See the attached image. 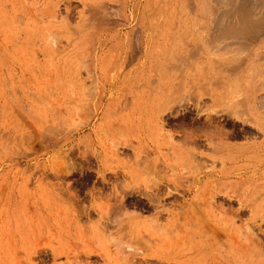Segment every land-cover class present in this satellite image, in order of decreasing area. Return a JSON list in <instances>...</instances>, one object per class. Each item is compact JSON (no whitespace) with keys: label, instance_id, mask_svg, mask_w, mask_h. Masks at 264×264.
I'll return each mask as SVG.
<instances>
[{"label":"rangeland","instance_id":"rangeland-1","mask_svg":"<svg viewBox=\"0 0 264 264\" xmlns=\"http://www.w3.org/2000/svg\"><path fill=\"white\" fill-rule=\"evenodd\" d=\"M0 264H264V0H0Z\"/></svg>","mask_w":264,"mask_h":264},{"label":"bare ground","instance_id":"bare-ground-1","mask_svg":"<svg viewBox=\"0 0 264 264\" xmlns=\"http://www.w3.org/2000/svg\"><path fill=\"white\" fill-rule=\"evenodd\" d=\"M148 7H149V6H148ZM154 11H155V10H154ZM66 12H68V10H67ZM151 12H152V11H151ZM68 14H69V13H68ZM151 14L153 15V12H152ZM100 16H101V15H100ZM106 17H107V16H106V14H105L103 18L105 19ZM63 18H64V17H63ZM152 18H153V16H152ZM134 19H135V18H134ZM101 20H102V19H101ZM152 20H154V19H152ZM153 23H154V22H153ZM108 24H109V23H108ZM110 25H111V24H110ZM153 25H155V23H154ZM143 30H144V28H143ZM149 30H150V27H149ZM153 30H154V29H153ZM138 32H139V31H138ZM151 36H152V35H151ZM139 46H140V47L144 46V43H143V41L141 40V38H140ZM137 48H138V47H137ZM144 48H146V45L144 46ZM147 48H148V47H147ZM145 51H146V50H145ZM143 55H144V53H143ZM136 59H137V58H136ZM118 71H119V70H118ZM252 100H253V99H252ZM232 102H233V101H232ZM262 105H263V104H262ZM259 107H261V106L259 105ZM262 111H263V110H262ZM262 111H261V112H262ZM209 116H210V115H209ZM209 116H208V118L211 117V116H210V117H209ZM213 119H214V117H213ZM209 120H212V119H209ZM215 120H216V119H215ZM207 121H208V120H207ZM212 121H213V120H212ZM233 121H234V120H233ZM180 122H181V121H180ZM208 122H209V121H208ZM209 124H211V123L209 122ZM209 124H207V126H208ZM212 124H214V122H213ZM181 125H182V124H181ZM210 126H211V125H210ZM212 126H213V125H212ZM214 126H216V125H214ZM214 126H213V127H214ZM217 127L220 128V126H217ZM208 128H209V127H208ZM208 128H207V129H208ZM210 128H211V127H210ZM210 128H209V129H210ZM214 128H215V127H214ZM219 128H217V129H219ZM205 129H206V128H205ZM211 129H212V128H211ZM203 130H204V129H203ZM213 130H214V129H213ZM250 130H251V129H250ZM199 131H202V129H199ZM221 131H222V130H221ZM248 131H249V130H248ZM195 132H197V131H195ZM207 132H208V131H207ZM211 132H212V131H211ZM214 132H216V131H214ZM214 132H212V133H214ZM222 132H224V131H222ZM191 133H192V132H191ZM193 133H194V132H193ZM203 133L205 134V130L203 131ZM212 133H211V135H210V132H209V133H206V134H209V135H206L205 137L208 138V139H212V138L214 137V136H212V135H213ZM195 134L198 135L197 133H195ZM195 134H192V135L195 136ZM199 134H200V132H199ZM201 134H202V133H201ZM224 134H227V132L224 133ZM232 134H233V133H232ZM248 134H249V133H248ZM251 134H252V133H251ZM217 135L219 136L218 133H217ZM217 135H216L214 138H216ZM185 136H186V135H185ZM187 136H189V133H188ZM187 136H186V137H187ZM201 136H202V135H200V138H201ZM225 136H226V138H227V135H225ZM225 136H224V137H225ZM196 137H197V136H196ZM224 137L222 136V138H224ZM187 138H188V137H187ZM187 138H185V139L188 140ZM192 138H193V137H192ZM214 138H213V139H214ZM217 138H218V137H217ZM228 138H229V137H228ZM196 139L198 140V138H196ZM192 140H193V139H192ZM197 140H194V142H193L194 145H196V144L199 143V142H198L199 140H198V141H197ZM201 140L203 141V139H201ZM183 141H185V140H183ZM188 141H191V140L189 139ZM202 141H200V142H202ZM186 142H187V141H186ZM186 142H185V144H186ZM189 143H190V142H189ZM187 144H188V143H187ZM190 144H191V143H190ZM201 144H202V143H201ZM191 145H192V144H191ZM199 145H200V143H199ZM199 145H198V146H199ZM213 145H214V143H213ZM201 146H202V145H201ZM222 146H225V145H222ZM222 146H221V147H222ZM195 147H197V145H196ZM199 147H200V146H199ZM216 147H217V146H216V144H215V148H214L215 150H216ZM250 147H251V146H250ZM197 148H198V147H197ZM223 148H224V147H223ZM223 148H222V149H223ZM227 149H228V148H227ZM188 150H190V149H188ZM212 150H213V149H212ZM193 151H194V150H193ZM187 154H190V155L192 154V156L194 157V152H191V153H190V151H189V153L187 152ZM196 154H197V153H196ZM196 154H195V155H196ZM200 157H201V156H200ZM230 162H231V161H230ZM255 174H256V173H255ZM208 175H209V174H208ZM244 175H245V174H244ZM215 178H216V177H215ZM228 178H229V177H228ZM191 192H192V191H191ZM240 194H241V193H240ZM235 195H236V194H235ZM236 196H237V195H236ZM176 197H177V196H176ZM177 198H178V197H177ZM174 199H175V198H174ZM239 199H240V198H238V200H239ZM231 200H232V199H231ZM110 207H113V206H110ZM110 207H109V208H110ZM118 207H119V206H118ZM121 207H122V206H121ZM119 209H120V208H119ZM123 209H124V208H121V209H120V212H121V210H123ZM107 210H108V209H107ZM106 216H107V215H106ZM50 218H52V217H50ZM107 218H108V217H107ZM109 219H110V218H109ZM115 220H116V219H115ZM119 220H121V219H119ZM119 220H118V221H119ZM54 221H55V220H54ZM69 221H70V220H69ZM118 221H117V222H118ZM59 222H60V221H59ZM115 222H116V221H115ZM44 223H45V222H44ZM61 223H62V222H61ZM65 223H67V222H65ZM46 224H47V223H46ZM54 224H55V222H54ZM67 224H68V223H67ZM70 224H71V223H70ZM106 224H107V223H106ZM68 225H69V224H68ZM68 225H67V227H68ZM53 226H54V225H53ZM122 226H123V225H122ZM46 227H48V226H46ZM59 227H60V225H59ZM69 227H70V226H69ZM70 228H72V227H70ZM47 229H48V228H47ZM122 229H123V227H122ZM54 231H55V230H54ZM59 231H60V230H59ZM119 231H120V230H119ZM62 232H63V231H62ZM66 232H67V231H66ZM69 234H70V233H69ZM62 235H63V234H62ZM67 235H68V233H67ZM67 235H65V236H67ZM78 236H80V235L78 234ZM75 237H76V236H75ZM131 237H132V236H131ZM67 238H70V237H67ZM114 240H115V239H114ZM117 240H118V239H117V237H116V241H117ZM119 240H120V239H119ZM133 240H134V239H133ZM133 240H132V241H133ZM66 241H69V240H66ZM71 241H74V240H71ZM116 241H115V243H116ZM132 241H131V242H132ZM113 242H114V241H113ZM117 242H118V241H117ZM134 242H135V240H134ZM134 242H133V243H134ZM61 243H62V242H60V244H61ZM72 243H73V242H72ZM70 244H71V243H70ZM119 244H121V240H120V243H119ZM72 245H73V244H71V246H72ZM74 245H76V244H74ZM74 245H73V247H74ZM116 245H118V244L116 243ZM128 246H129V249L132 248L130 245H128ZM63 247H65L64 244H63ZM67 248H68V247H67ZM120 248L123 249L124 247H121V245H120ZM126 248H127V247H126ZM134 248H135V247H134ZM71 249L73 250V248H71ZM76 249H77V248H76ZM124 249H125V248H124ZM127 249H128V248H127ZM51 250H52V249H51ZM53 250H54V249H53ZM134 250H136V249H134ZM211 250H212V249H211ZM125 251H126V249H125ZM60 252L62 253V251H60ZM30 253H31V252H30ZM69 253H70V252H69ZM71 255H72V254H71ZM71 255H70V256H71ZM74 255H76V253H75V254L73 253V256H74ZM77 255H78V254H77ZM68 256H69V255H68ZM74 257H75V256H74ZM72 258H73V257H72ZM76 258H77V257H76ZM66 259H67V258H66ZM68 259H69V258H68ZM30 261H31V260H30Z\"/></svg>","mask_w":264,"mask_h":264}]
</instances>
